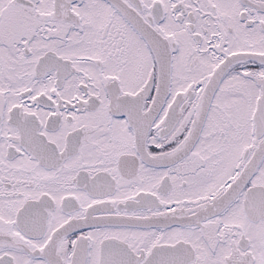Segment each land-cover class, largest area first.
Returning a JSON list of instances; mask_svg holds the SVG:
<instances>
[{"label":"flooded vegetation","instance_id":"1","mask_svg":"<svg viewBox=\"0 0 264 264\" xmlns=\"http://www.w3.org/2000/svg\"><path fill=\"white\" fill-rule=\"evenodd\" d=\"M264 0H0V264H264Z\"/></svg>","mask_w":264,"mask_h":264},{"label":"water","instance_id":"2","mask_svg":"<svg viewBox=\"0 0 264 264\" xmlns=\"http://www.w3.org/2000/svg\"><path fill=\"white\" fill-rule=\"evenodd\" d=\"M263 154H264V151H263Z\"/></svg>","mask_w":264,"mask_h":264}]
</instances>
